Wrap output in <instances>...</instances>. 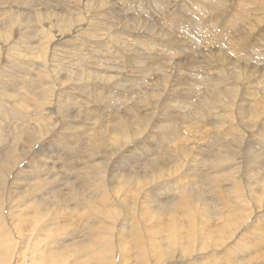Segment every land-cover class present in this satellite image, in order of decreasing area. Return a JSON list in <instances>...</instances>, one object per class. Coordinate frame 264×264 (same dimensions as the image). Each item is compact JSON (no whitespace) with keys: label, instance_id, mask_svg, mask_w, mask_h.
I'll use <instances>...</instances> for the list:
<instances>
[{"label":"rangeland","instance_id":"obj_1","mask_svg":"<svg viewBox=\"0 0 264 264\" xmlns=\"http://www.w3.org/2000/svg\"><path fill=\"white\" fill-rule=\"evenodd\" d=\"M45 1L48 0H0V158L4 157V153L10 148L16 150L15 152L18 151L27 154L28 150H33L28 157H18L19 163L14 167V171L10 174L8 181L6 180L7 184L5 183V179L4 181H0V194L2 193L1 195H3V193H5L4 197L0 195V264H264V191L260 190L261 184L255 186L254 189H250L254 186V181H257L259 177L254 180L253 176L249 178L248 173H246L248 168H255L256 170L262 169L260 170V180L264 181V157H262L263 154H261L260 159L256 160L257 162H247L245 158L246 151L249 147H255V150L264 153V81H262L264 58L261 55L264 54V0H219V3H217L216 0H212V4L214 5L212 10L216 13L209 12L202 18L201 22H199L200 27L204 30H206V25L209 24H211L209 28H215L210 38H206L202 34L203 32L201 29L196 27L198 25V22L195 20L196 10L192 6L196 0H172L171 2L166 0L168 7H165L162 12L156 11L161 3L157 0H135L136 3L130 2L129 4H121L118 2V5L114 0H110L111 2H108L109 4H105L106 8H108L107 6H109V8H115L116 10L113 11H117V14L118 11H120L121 14H124L127 10L134 11V13L138 11L142 13L143 19L146 18L148 23H151L152 26L163 31H165L167 25L170 24L169 26L174 30L175 36H179L178 38L175 37L174 44L173 40L169 42L167 37L158 38L151 33H146L143 28L134 29L129 33L131 37L137 35V33H141L143 36L147 34L150 35L148 43L150 42L154 46L152 48L156 50L154 53L150 54L156 53L155 55L158 56L157 58L161 59L156 62L153 59L152 61L151 59L145 61V58H142V55H144L143 53H145L144 47H141V50H137L135 47L142 42L139 36L129 38V40H127L129 43L123 45L116 43L115 39L109 36L106 30L100 31L101 37L98 39H92L88 36L86 37V35L83 36L89 31V28L91 29V27H94L95 14L97 13L99 17H101L100 19L104 20L106 18L105 13L103 14L105 17L102 16V13H95L96 9L94 7L92 11L84 10L83 8L85 5H82L78 11H75L76 5H71L67 0H61V2L58 0H49L52 2L47 3L43 7L42 4ZM198 1L199 0H197V2ZM221 1L226 2L224 4L227 8H221ZM36 2L40 3L37 4ZM76 2L82 3L81 0H76ZM86 2L88 3V0H86ZM32 3L37 4L35 5L36 8L32 6ZM243 3H246L245 6L249 8L252 13L248 11L243 13L241 9L237 8ZM256 3L257 5H255ZM227 4L229 5L227 6ZM68 5L70 7H68ZM88 5H91V3H88ZM234 5L238 13L234 9ZM40 6L42 7L41 9ZM56 6L58 9H55ZM51 7H54V9ZM261 7L263 10H260ZM44 8H47L48 12L54 11L55 13L52 14L54 16L48 20H41V16L38 14L39 12L45 13ZM173 10L176 18L171 16ZM180 11H182V16L178 17ZM65 12H69L73 16V22L68 29L80 26L78 29L74 28L72 33L71 30L69 32V30H62L61 27L59 28V25H63L59 21ZM233 12H235L234 18L240 22L238 30L236 31L241 32L244 27V31H246L248 28L246 26L250 25L252 21L254 23L262 21V26L255 28L253 34L249 35V37H247L249 33L240 36L237 35L239 32L235 30L232 31V34H235V40L241 37L247 40L246 42L248 43H245L246 48L242 46L244 41L239 46L243 47L240 49L239 47L237 48L235 43L234 46L228 44L227 40H225L226 42L223 41V43L221 41V38L224 37L222 30L225 27L224 24L230 20V17L232 18ZM76 13L79 14L76 16ZM149 14L159 16V18H148L149 16L147 15ZM243 15H245V18L241 19ZM162 16L165 20L161 18ZM42 17L45 16L43 15ZM197 17L201 18L200 16ZM253 17L254 20L252 19ZM105 21L107 24V22L111 23L113 20L109 21L106 18ZM156 21L160 24H157ZM189 22L192 23L193 27L189 26ZM118 23V21H115L114 25H118ZM105 26L106 25L103 26V29ZM58 28L64 32V37H60ZM227 29H230V27ZM43 31L48 32L49 34L47 33L46 35L51 36L50 38L52 40H50L48 48L44 51L45 55L40 59H35V53L38 52L42 54L40 46L41 41H37L38 43L36 42V45L38 47L40 46V49L36 52H30L31 50L28 47L32 44H27V37L34 34L32 37L33 39L41 38L40 40H42L41 33ZM228 33L231 32L226 31L227 35ZM99 39L104 40L97 42L100 41ZM196 39H198V41H196ZM85 40H88V42ZM262 40L263 44L261 45ZM138 41H140V43ZM85 42L86 45H83ZM205 43H207L206 46ZM255 44L258 46V49H261L258 50ZM232 47L235 48L234 52ZM236 51L238 52L236 53ZM214 52L219 53V55H214ZM64 53L70 56L66 59H62ZM220 54H224L227 58L229 57L233 65L238 64L237 67L245 64V69H248L246 76L249 77L253 75V79H249L247 82L240 79L236 81L238 77L234 79V73H231L228 76H223L222 82L218 81V79H222L220 74L227 70V68L217 63V58ZM249 54L254 55V57H246ZM243 55L249 60L244 61V59V62H239L240 57ZM44 57H46V59L42 61ZM183 57L190 59V64L188 66L184 65ZM138 58L142 60L144 68L148 69V71H151V67H155L156 64L159 63V65L166 70L165 72L168 71V73L171 74V78L165 85L162 84L160 89L157 90L160 95H163L160 99L157 98L153 100V105L145 111L140 106L139 114L128 119L134 126L133 132H137L135 128L143 127L142 135H145L143 138H138L139 140L132 138L133 140H129L128 143L124 142L127 146H124L121 150V154L118 153V157H121V161H123V158L126 156L137 161L133 164L128 165L127 163L125 165L127 166L126 168L130 169L129 172H131V174L135 172H139L140 174L143 172L145 164H156L155 166L157 167H155V170L166 168L167 172L162 176L159 170L154 174L156 179L151 176L146 182L142 183L141 180L143 179L137 178L139 174H134L135 180L131 181L132 184H128V186L122 184L123 179H120V176L125 175L123 169L120 170L123 171L120 172L121 175L120 173L116 175V178L119 179L117 182L104 174L101 176L102 178L99 177L94 179L95 181H93V183L95 184L101 182L96 185L95 188L89 189V191L84 190L83 194L81 190L79 195L73 197L68 203L62 204L60 200L66 201L70 198L68 194L72 185L80 187L81 179L78 177V169L81 166L83 167L86 158H88L85 156L88 155V152L86 154L85 152L86 150L89 151L90 147V141H88L89 135L92 134V136H94L93 134L97 135L98 133H100V135L105 134V136L97 138L96 152L94 151L95 154L92 155V157L95 156L94 160L98 159L96 163H100L103 161L102 159L107 161L109 156L106 154L111 153L113 150L112 146H114L115 137L114 129L117 128L119 123L117 114L113 112L122 111L119 109L127 106V104H124L125 98H122L120 95L123 94L125 97H129V100L137 99V97L140 98L141 93L139 89L130 91L127 88L135 87V82L140 81L142 84L138 83L136 86L140 85L141 88L144 86H152L151 88H153V84L155 86L159 85L153 82L156 77L151 79L150 75L139 74L141 77L139 78L134 75L136 71L134 72L133 70L140 66L138 65ZM83 60L85 61L83 62ZM86 61H88L87 63H91V67L83 65ZM250 61L252 62L251 64H249ZM62 63L65 64L66 67L69 63L75 64V68L68 69L65 66L63 67ZM88 68H91V70ZM82 69L91 71L89 79L93 82L90 81L86 86L82 82L77 83V85H72L71 83L67 84V82L71 80L66 74L71 73L70 71L82 72ZM192 72L194 74H199L198 77L193 78L190 75ZM61 74H64V77H62L59 82L55 75ZM78 74V76H82V74ZM133 76L137 77V81L131 82L134 79ZM182 76H186L190 81L196 79L197 82H203V80L208 78V82L210 81L212 84L219 83L222 84L223 88L238 91V94L241 95L240 100L237 97H229L228 99L223 96L220 99L222 104H217L216 107H209V109H215V111L218 112L217 114L213 113V117L209 118L210 111H208V105H205V107L202 105V99H204V97H198L196 91L194 89H189L186 84L182 82L177 83L178 78ZM143 77H145L146 80ZM103 78L105 81L101 82L100 80ZM149 78L151 80H149ZM98 81L101 83H97ZM203 84L210 86L209 83L204 82ZM81 85L86 89L80 87ZM32 88L35 90H32ZM161 89H164V91ZM183 90H186V96L183 97V99L189 106L186 110L190 111L193 119L191 122L192 129L198 132L200 136L197 137L195 133H193L192 138H194V140L190 144L191 146H189L187 142H183L184 144H181L180 150L171 153L170 151L172 150L170 149L178 147L180 141H178L177 146H173L168 140L162 139L161 135L163 131H160V127L175 125L177 122L174 120L169 122V119L156 122V118L160 116L159 111H162L161 108L166 109L167 104L170 102L171 105L174 106L176 105L175 102L180 104L182 99L181 101L175 99L178 97L171 96V92L176 91L175 95L179 96V94H184ZM29 91L31 95L28 93ZM127 91L130 92L128 93ZM201 92L202 89L199 88L198 93ZM211 93L212 89L209 94ZM132 94H136L134 98H132ZM27 100H30L29 103ZM61 101L65 103L66 107L61 108ZM237 101H240V104L237 103ZM24 102L28 104L29 110L26 109L28 112L22 109V105H17ZM255 105L261 106L262 112L256 126H251L253 122L248 121L246 123V120H241L243 118L239 116L240 109L251 110ZM31 107L33 108L32 110ZM42 109H44V113L50 111L43 121L39 119L41 112H43ZM19 113L22 116H28V118L18 119V117H20ZM166 113H168V110ZM231 113H234V119L236 117H240V119L237 120L238 122L236 121L234 123L224 119V122L220 124L222 128L223 125L226 128L222 129L219 124L220 121L215 119H218L219 116L222 117L224 114L228 116ZM144 116H147L148 119L146 120ZM34 117L35 120H33ZM82 122L86 124H82ZM202 122H205V124L203 123L204 128L209 127V134H203V136H201L199 130V124ZM149 123L152 124L148 126ZM181 123H183L181 125H189L188 123L182 122V119ZM236 123L239 124L237 127L240 128V131L242 130V134L237 137L240 138V136L243 135V139H245L244 142L242 141V156L244 155V162H242L243 164L241 163V180L235 175V178L238 179V184L239 181L241 182L238 190L240 194L231 191L232 182L228 180L223 181V179H218V188L208 187L206 188L207 190L205 189V203L208 206L199 204L198 207H205L208 209V213L212 215L214 219L212 218L213 222L207 225L206 232L209 233L204 238L202 234L204 229L203 226H201L202 228L199 227V221L198 224L194 225V229L196 230L186 229L187 226H183V224L186 225V223H183L181 220L184 219L187 221V213H189V211L186 205L183 206L182 203H176L177 200L178 202L183 200L181 197V192L183 191L181 190L173 193L169 191L172 188L174 190L173 183H175L176 177L172 175V172H169V168L173 166L175 158H173L171 160L172 163L169 164V162H167L168 158L166 159V157H168L169 154L181 156L182 160H179L181 170L187 168L188 171H192L196 169L200 171L202 175H204L206 171L205 177L200 180V183L204 184L205 180H207L206 175L212 171L211 168L207 165L208 163L205 165V167L207 166L206 168L203 166L193 168L194 163L192 164L191 161H193L196 156L197 158L200 157L199 151L201 148L204 150L209 149L208 151H212L211 153H213V151L219 150V147L220 149H224L232 145L233 139L229 141L228 137H222V139L219 138L218 140L216 134L221 129L236 128L234 125ZM37 128L40 129L38 132L41 133L40 137L48 128L50 131L48 130V132L41 137L42 140L40 138L37 139L38 141L36 145L34 144L35 146L33 145L34 147L32 149V146L25 143V141L28 137L37 133ZM181 129L185 132L183 135L184 137L186 134L188 135L186 132L188 129ZM16 139H22V141L18 140L19 143H16ZM155 139L157 140V144H154L156 143ZM215 139L218 144L213 146L211 142ZM149 140L152 145H150L151 143ZM139 142L143 144H139ZM182 146L183 149H185V147L186 149L194 147L195 155H193L194 151L190 152V150L188 155L182 154ZM235 146L238 145L234 144L231 148L233 153L236 149ZM161 148L162 152L159 153V155L158 150ZM140 149H142L145 154H143ZM139 150L140 152H138ZM146 151L148 153H146ZM165 152L169 153L166 157H164ZM137 153H142L143 155ZM138 155L141 156L139 157ZM118 157L114 159L115 161H113L112 164L120 160H118ZM71 158L74 163L71 161ZM203 161L205 162L206 160ZM132 162L134 161L132 160ZM234 162L236 163L233 164H239L237 159ZM78 164L81 166L79 165V167H77ZM112 164L108 172L111 171V167L115 166L121 169L120 165L118 166L116 164L112 166ZM229 165L230 164H226L225 167ZM231 167L232 169L227 170V172H234L233 169L235 167ZM171 171H173V169H171ZM180 178L182 179L183 177ZM187 178L185 177L181 182L188 184L187 187L192 189V186L187 183ZM192 178L195 179L192 176H190L189 179L193 180ZM98 179L100 181L96 182ZM53 181L55 183L52 185ZM176 181L178 180L176 179ZM222 181L224 182L223 186H221ZM3 183L6 184L5 187ZM105 183L108 184L106 188L103 187ZM42 184L48 186L43 190H39V187L43 186ZM196 185L198 186V183ZM205 185L208 184L206 183ZM117 186L118 189L116 188ZM181 187L179 188L181 189ZM195 187L196 186H193V188ZM241 189L245 191H241ZM106 192L110 193L109 197L118 193V196H120L119 198H121V200L117 199L119 206L110 208V206H106L107 203L104 202L103 204L105 206L101 203H97V208H92L90 205L87 206L86 203L83 204L86 198L88 201L92 200L96 203L99 196L101 197V195ZM246 192L249 194H246ZM17 193H19L20 196ZM234 193L236 196L240 195L242 198L237 201L236 197L233 195ZM241 194L243 195L241 196ZM250 195H252L253 198ZM124 197L126 201L123 200ZM175 198H177V200L173 202ZM255 198L257 202L253 203V199ZM42 199H45L48 204L47 206L46 204H41L40 201H42ZM161 203L167 206L170 205L174 213L170 212L169 208L163 207V209H160L159 204ZM175 203L176 206H174ZM76 204L80 205L78 206L79 208L76 207ZM128 205L130 208H128ZM117 207L121 208L118 209ZM74 208L75 210H73ZM112 209L117 210L118 213L111 212ZM98 210L101 211L102 214H99ZM105 211L107 212L106 214L104 213ZM199 211L198 208L194 211L196 218H201V215L199 216ZM147 213L153 215L154 218L152 220L147 219ZM105 215H107V219L104 217ZM135 217L142 221L140 224L139 239L136 238L137 223H133V220L130 219H134ZM81 219L83 221H81ZM248 219L250 220L248 221ZM101 220L104 222L101 223L102 225L98 224V221ZM209 225L211 226L209 227ZM95 226L102 227L105 230H97ZM215 226L216 229L213 230L215 233L213 238L210 230ZM220 226L225 227L226 230L222 231L221 227V231H219ZM132 228H135V230L131 232ZM171 228L173 230H171ZM173 231L174 238L170 239L168 235H171ZM191 231L197 232L191 234ZM96 235H104L103 241L97 244ZM170 240L171 242H169ZM195 242L196 244H194ZM107 245L111 247H107ZM106 247L111 250L105 251ZM67 248H69V250L66 252ZM141 250L145 251L143 252ZM170 251L173 252V254H171L172 256L170 255ZM159 253H161V258ZM57 254L59 255L56 256ZM211 259L215 260L213 261Z\"/></svg>","mask_w":264,"mask_h":264},{"label":"bare ground","instance_id":"obj_2","mask_svg":"<svg viewBox=\"0 0 264 264\" xmlns=\"http://www.w3.org/2000/svg\"><path fill=\"white\" fill-rule=\"evenodd\" d=\"M17 1V0H16ZM19 1V0H18ZM53 1V0H52ZM52 1H45V2H43V4H42V6L44 7V5H46L47 3H49V2H52ZM58 1H60L61 2V0H58ZM68 1V3H70L71 5L72 4H75L76 5V8L74 9L75 11H78L79 10V8L80 7H82V5H85V7L83 8L84 10H89V11H92V8L94 7L96 10H95V13L96 12H99V13H102V16L103 17H105V15H103L104 13L106 14V18L110 21V20H113L111 23L110 22H107V24H106V21H105V19L104 20H102V19H100L101 17H99V15L96 13L95 14V16H94V18H95V24H94V27H91V29L89 28V31L88 32H86V34H84L83 36H85L86 35V37L88 36L89 38H92V39H98V38H100L101 37V35H100V31L101 30H106V32L109 34V36H112V38H114L115 39V41H116V43H119L120 45H123V44H127V43H129L127 40H129V38H132V37H137V36H139V38H140V40H142V42L140 43V41H138L140 44H137V46H135L136 48H137V50H141L142 48L141 47H144L143 49H144V51H145V53H143L144 55H142V58L144 57L145 59V61L146 60H148V59H151V61H152V59L156 62V61H160L161 59H159V58H157L158 56L157 55H155V54H150V53H154V51H156L155 49H153L152 47H154L150 42V45H149V43H148V38L150 37V35H142L141 33H137V35H134V36H130L129 35V33H130V31H132V30H134V29H139V28H143V29H145V31H146V33H151V34H153L154 36H157L158 38H160V37H167V40H169V42H171V40H173V44H174V39H175V37H179L178 35L177 36H175V32H174V30L169 26L170 24L169 23H167V24H169V25H167V27H166V29H165V31H163V30H161V29H158V28H156L155 26H152V24L151 23H148V20L145 18V19H143L142 18V13H140V12H138V11H135V13H134V11L132 12V11H130V10H127L124 14H121L120 13V11H118V14H117V11L116 12H114L113 10H116L115 8H112L111 6V8H109V6H107L108 8H106V6H105V4H109L108 2H111L110 0H88V3H91V5H88V3L86 2V0H81V4H80V2H76V0H67ZM115 1V3L118 5V2L119 3H121V4H125V3H130V2H132V3H136V1L135 0H114ZM157 1H160L161 3L159 4V7L156 9V11H159V12H162V11H164V8L165 7H168V4H167V2H166V0H157ZM172 0H168V2H171ZM217 1V3H219V0H216ZM105 2V3H104ZM229 2V1H228ZM37 3V2H36ZM33 4L32 3V6H35V5H37L38 3H40V2H38L37 4ZM216 3V4H217ZM224 3H226V2H223V1H221L220 2V4H222V6H221V8L222 9H224V8H227L226 7V5L224 4ZM114 4V3H113ZM55 5V4H54ZM53 5V6H54ZM229 4H227V6H228ZM246 3H243L241 6H238L237 8H239V9H241L242 11H243V13H245V12H251V10L249 9V8H247L246 6ZM255 5H257V3L255 4ZM52 6V5H51ZM134 6V5H133ZM137 6V5H136ZM193 7H194V9L196 10V14H195V20L198 22V25L196 26L197 28H200L201 29V31L203 32L202 34L206 37V38H210V35L211 34H213V32H214V29H212V28H209V26L211 25V24H209V25H206V30H204V29H202L201 27H200V25H199V22H201V20H202V18L206 15V14H208L209 12H213V13H216V12H214L212 9V7H214V5L212 4V0H199L198 2H197V0H196V2L192 5ZM235 6V5H234ZM233 6V7H234ZM253 6V5H252ZM68 7H70L69 5H68ZM35 8H36V6H35ZM42 7L40 6V9H41ZM48 8V7H47ZM47 8H44L45 10H44V12L45 13H41V12H39V14L38 15H40L41 16V20H48L49 18H51V17H53L54 15H52V14H54L55 12L54 11H50V12H48L47 11ZM52 9H54V7H51ZM118 8V7H117ZM230 8V7H229ZM237 8H236V6H235V10H236V12L238 13V10H237ZM55 9H58L57 8V6L55 7ZM119 9V8H118ZM258 9V8H257ZM184 10V9H183ZM226 10V9H225ZM260 10H263V8L261 7L260 8ZM252 13V12H251ZM48 14V15H47ZM79 13H76L75 15L77 16ZM93 14V13H92ZM45 16V17H42V16ZM109 15V16H108ZM234 15H235V12H233V16H232V18L230 17V20L228 21V22H226V24H224V29H222L223 30V34H224V37L223 38H221V41H222V43H223V41H225V40H227L228 41V44H232V45H234L235 46V44H236V46H237V48L241 45V43L243 42V47H245V43H248V42H246L247 40H245L243 37H241V38H239V39H237V40H235L234 39V36H235V34L233 35L232 34V31L233 30H238V27H239V24H240V22L238 21V20H236L235 18H234ZM256 15V14H255ZM147 16H149L148 18H152V19H154V18H159V16H156V15H153V14H149V15H147ZM171 16L172 17H175L174 16V10L171 12ZM182 16V11H180L179 12V15H178V17H181ZM189 16V15H188ZM197 16H200L201 18H199V17H197ZM254 16V15H253ZM255 17V16H254ZM254 17L252 18L253 20H254ZM97 18V19H96ZM163 20H165L164 19V17L162 16L161 17ZM176 18V17H175ZM242 18H245V15H243L242 17H241V19ZM175 20V19H174ZM115 21H118L119 23H118V25H114V23H115ZM190 21V20H189ZM61 24H63V25H59V28L61 27V29L63 30V29H65V30H69V32H70V30H71V33H72V31L74 30V28L75 29H78V28H80V26L79 27H72V29L70 28V29H68L69 27H70V25L72 24V22H73V16H72V14L71 13H69V12H65L64 14H63V16H62V18L60 19V21H59ZM192 22V21H191ZM243 22H247V21H243ZM262 21H259V22H257V23H254L253 21H252V23L250 24V25H248V26H246V27H248L247 29H246V31H244V28H243V30H241V32L240 31H236V32H239V34H237V35H240V36H244V35H246V34H248L247 35V37H249V35H252L253 34V32H254V29L255 28H259L260 26H262V23H261ZM156 23L157 24H160L158 21H156ZM104 25H106L105 26V28L103 29V26ZM172 25V24H171ZM218 25V24H217ZM189 26L190 27H193V25H192V23H190L189 22ZM230 27V29H227V28H229ZM58 28V29H59ZM221 28H223V27H221ZM88 29V28H87ZM217 29V28H216ZM171 31V32H170ZM226 31L227 32H231V33H228V35L226 34ZM82 32V31H81ZM165 32V33H164ZM48 32H45V31H43L42 33H41V36H42V40H40L41 38H37V39H33L32 37L34 36V34H31L30 35V37H27V39H28V43L27 44H32L31 46H29L28 48L31 50L30 52H36V51H38L40 48V46H41V49H42V54L41 53H35V59H40V58H42L44 55H45V49L46 48H48V43L50 42V40H52L50 37L51 36H47L46 34H47ZM64 32L63 31H61L60 29H59V34H60V37H64L65 35L63 34ZM221 33H222V31H221ZM49 34V33H48ZM68 34H70V33H68ZM117 34V35H116ZM124 34V35H123ZM231 34H232V39H231ZM45 35H46V37H45ZM53 35V34H52ZM114 35H115V37H114ZM264 35V34H263ZM59 36V35H58ZM77 36H79V35H77ZM81 36H82V34H81ZM220 36V35H219ZM246 37V38H247ZM252 37V36H251ZM258 37V36H257ZM139 38H137V39H139ZM186 38V37H185ZM256 38V37H255ZM61 39V38H60ZM86 39V38H85ZM88 39V38H87ZM181 39V38H180ZM44 40V41H43ZM100 41H97V42H101V41H103L104 39H99ZM177 40H179V39H177ZM256 40H258V39H256ZM255 40V41H256ZM264 40V39H263ZM263 40L261 41V45L263 44ZM24 41V40H23ZM31 41V42H30ZM32 41H33V43H32ZM39 42V41H41V44H40V46L38 47L37 45H36V42ZM72 41H74V40H72ZM81 41V40H80ZM85 41H87L88 42V40H85ZM91 41V40H90ZM189 41V40H188ZM196 41H198V39H196ZM220 41V40H219ZM37 42V43H38ZM75 42V41H74ZM84 42V41H83ZM183 42V41H182ZM190 42V41H189ZM226 42V41H225ZM23 43V42H22ZM90 43H92V42H90ZM134 43V42H133ZM185 43V42H184ZM235 43V44H234ZM65 44V43H64ZM66 44H68V43H66ZM145 44V45H144ZM206 44L207 43H205V46H206ZM227 44V43H226ZM254 44V43H253ZM26 45V44H25ZM83 45H86V42L83 44ZM152 45V46H151ZM185 45V44H184ZM220 45V44H219ZM232 45H230V46H232ZM256 45V44H255ZM227 46V45H226ZM100 47V46H99ZM185 47V46H184ZM188 47V46H187ZM243 47H239V49L240 48H243ZM255 47H257V49H258V46L256 45ZM18 48V47H17ZM20 48V47H19ZM26 48V47H25ZM102 48V47H101ZM246 48V47H245ZM73 49V48H72ZM76 49V48H75ZM79 49V48H78ZM167 49V48H166ZM184 49V48H183ZM232 49H233V52H234V50H235V48H233L232 47ZM261 49V48H260ZM260 49H258V50H260ZM96 50V49H95ZM99 50V49H98ZM242 50V49H241ZM240 50V51H241ZM246 50H248V49H246ZM20 51V50H19ZM28 51V50H27ZM80 51V50H79ZM184 51V50H183ZM244 51V50H243ZM256 51V50H255ZM161 52V51H160ZM238 51H236V53H237ZM139 53V52H138ZM252 53H255V52H252ZM164 54V53H163ZM227 54V53H226ZM228 54H230V53H228ZM240 54H242V53H240ZM65 55V56H64ZM140 55V54H139ZM214 55H219V53H216V52H214ZM246 55H247V53H246ZM262 56H263V58H264V54H261ZM68 56H70V55H67L66 53H64L63 54V56H62V59H66V58H68ZM237 56V55H236ZM246 57H254V55H248V56H246ZM245 57V55H243L242 57H240V59H239V62H244V61H247V60H249L248 58H246ZM72 58V57H71ZM44 59H46V57H44L43 59H42V61L44 60ZM90 59V58H89ZM95 59V58H94ZM139 59V58H138ZM137 59V60H138ZM245 59V60H244ZM262 59V58H261ZM68 60V59H67ZM183 60H184V65H189L190 64V59L189 58H187V57H183ZM244 60V61H243ZM252 60H254V59H252ZM39 61V60H38ZM41 61V62H42ZM85 60H83V62H84ZM88 61H90V60H88ZM88 61H86L85 62V64H83V65H85L86 67H91V63H87ZM237 61V60H236ZM256 61V60H255ZM235 62V61H234ZM124 63V62H123ZM217 63L219 64V65H221L222 67H225V68H227V70L225 71V72H223V73H221L220 74V72H219V74L221 75V78L222 79H218V81H220V82H222V80H223V76H228V75H230L231 73H234V79H236V77H238L237 78V80L236 81H239V79L240 80H245L246 82L247 81H249V79H253V75H251V76H249V77H247L246 76V74L248 73V69H245V67H246V65L245 64H243L242 66L241 65H239L238 67H237V65L238 64H232V60L228 57H226L224 54L222 55V54H220V56L217 58ZM247 63V62H246ZM252 62L250 61L249 62V64H251ZM138 65H140V66H138L137 67V69H134L133 71L135 72L134 73V75H136V76H138L139 78H141L140 76H139V74H145V75H150V78L152 79L153 77H156V78H154V83H156V84H159L158 86H155L154 84H153V88H151V87H149V86H147V87H143L142 85V87L143 88H141L140 87V85L139 86H136V84H138V83H140V84H142L140 81L139 82H135V81H137V77L136 76H133V80L131 81V82H135L134 83V85H135V87H127L128 88V90H130V91H132V90H140L139 92L141 93H138V94H140L141 95V97L139 98V97H137V99H133V100H129V97L127 98V97H125L123 94H121L120 96L122 97V98H125V100H124V104H127V106H125V108L123 107V108H121V109H119V110H122V111H114L113 113H116L117 114V116H118V118H119V123H118V126H117V128L116 129H114L115 130V137H114V146H112L113 147V150L111 151V153H108V154H106L107 156H109L108 158H110V159H108L107 157V161H104V159H102L103 161H101L100 163H96L97 162V160L98 159H96V160H94V157H92V155L93 154H95V148H97L96 147V143L98 142L97 141V138L98 137H103V136H105V134H101L100 135V133H98L97 135L96 134H93L94 136H92V134H90L89 135V138H88V141H90L89 143H90V147H89V151H87L86 150V152H85V154L87 153L88 155H85V156H87L88 158H86V161L84 162V165H83V167L80 165V164H78V166L77 167H79V165L81 166L78 170V177L81 179L80 181H81V183H80V187H76V185H72L71 186V189H70V191H69V194L68 195H70V198H68L66 201L65 200H63V201H61L60 200V202L62 203V204H65V203H68L73 197H75V196H77V195H79V192L82 190V194H83V191L84 190H88L89 191V189L91 190V189H93V188H95L96 187V185H98L99 183H101V182H98V181H100L99 179L96 181V182H98V184H95V183H93V181H95L94 179L95 178H99V177H101L102 175H104V174H106L110 179H112V180H115V182H117L119 179H117L116 178V175H118L120 172H125V175H123V176H120V179H123V182H122V184H125L126 186H128V184L129 185H131L132 183H131V181H134L135 180V176H134V174H139V172H135L134 174H131V172H129L130 171V169H128V168H126L127 166H125L127 163H128V165H130V164H133V163H135V162H137L135 159H132V158H129L128 156H126L125 158H123L124 160L123 161H121L122 159H121V157H118L119 156V154L118 153H120L121 154V150L124 148V146H127V145H125V143L127 142H129V140H131L132 138H134V139H137V140H139L138 138H143V136L145 135H142V129H143V127H138V128H135L136 129V131L137 132H133V129H134V126H133V124H132V122L131 121H129L128 119H130L131 117H133V116H136L137 114H139V110H140V106L142 107V109L145 111L146 109H148L149 107H151V105H153V100H155V99H157V98H161L163 95H160L158 92H157V90L158 89H160V87H161V85L162 84H166L169 80H170V78H171V74H169L168 73V71L167 72H165L166 70L165 69H163L160 65H159V63H157L156 64V66L154 67H151V71H148V69H146V68H144V64H143V62H142V60H140L139 59V63H138ZM245 65V66H244ZM62 66L64 67L65 66V64H63L62 63ZM135 66V65H134ZM173 66H175V65H173ZM66 67V66H65ZM169 67V66H168ZM232 67V68H231ZM46 68V67H45ZM66 68H68V69H74L75 68V64H71V63H69L68 65H67V67ZM172 68H174V67H172ZM47 69V68H46ZM88 69H90L91 70V68H88ZM88 69H82L81 71L82 72H76V71H70L71 73H67L66 75H67V77L71 80V81H68L67 82V84H72V85H77V83H80V82H82L83 84H85V86H86V84L87 83H89L90 81L91 82H93L92 80H90L89 79V76H90V70H88ZM146 69V70H145ZM245 69V70H244ZM129 71V70H128ZM161 71H163V72H161ZM111 72V71H110ZM118 72V71H117ZM116 72V73H117ZM78 73H80V74H82V76H78L79 74ZM252 73H253V71H252ZM180 74H182V73H180ZM211 74V73H210ZM251 74V73H250ZM61 75H63V76H61ZM61 75H55L56 77H57V80L60 82L61 81V79H62V77H64V74H61ZM144 75V76H145ZM193 78H197L198 77V75L199 74H194L193 72L190 74ZM146 77V76H145ZM145 77H143V78H145ZM202 77V76H201ZM212 77V76H211ZM219 77V76H218ZM143 78H142V80H143ZM147 78V77H146ZM146 78H145V80H146ZM149 78V80H151ZM104 79V78H103ZM100 80L101 82H104L105 81V79L104 80ZM208 78H206L205 80H203V82H197L196 81V79L195 80H193V81H190V80H188V78L186 77V76H182V77H180V78H178V80H177V83H184V84H186L187 86H188V88L189 89H194L195 91H196V94L198 95V97H204V99H202V105H204V107H205V105H208V111H210V115H209V118H212L213 117V113L214 114H217L218 112H216L215 111V109H209V107H216V105L217 104H220L221 102V98L224 96V97H227L228 99H229V97H232V98H238L239 100H240V97H241V95L240 94H238V91H235V90H232V89H227V88H223L222 87V84H212L210 81L208 82V80H207ZM139 80H141V79H139ZM198 80V79H197ZM217 80V79H216ZM100 81H98L97 83H101ZM217 81V82H218ZM262 81H264V73L262 74ZM142 82H144V81H142ZM209 83L210 84V86H208V85H205V84H203V83ZM216 82V83H217ZM147 84V83H146ZM71 85V86H72ZM143 85H145V84H143ZM88 86H90V85H88ZM197 86H198V88H197ZM228 86V85H227ZM28 87H29V85H28ZM80 87H82V88H85L83 85H81ZM183 87V86H182ZM185 87V86H184ZM31 88V87H30ZM127 88H126V90H127ZM199 88H201L202 89V92L201 93H198V89ZM24 89V88H23ZM86 89V88H85ZM212 89V93L211 94H209V92H210V90ZM32 90H35V89H33L32 88ZM31 90V91H32ZM89 90V89H88ZM161 90H163L164 91V89H161ZM171 90V89H170ZM130 91H127L128 93L130 92ZM184 91V94L183 95H181V94H179V96H176L175 95V92H171L172 94H171V96H175V97H178V98H175V99H178V100H180L181 101V99H182V101L180 102V104H178L177 102H175L176 103V105L174 106V105H171V102L169 103V104H167V103H165V104H167V106H166V109L165 108H161L162 109V111L160 110L159 111V113H160V116H158L157 118H156V122H161L163 119H169V122L171 121V120H174L175 122H177V124H175V125H170V126H166V127H160V131H163V134L161 135V138L162 139H165L166 141L168 140L170 143H172L171 145H173V146H177L178 145V141H180L179 142V145H178V147H174V148H172V149H170V150H172V151H170L171 153L172 152H177L178 150H180V146H181V144H184L183 142H187V144H189V146H191L190 144L192 143V141L194 140V138H192V135H193V133H195V135L198 137V136H200L199 134H198V132H196V131H194L193 129H192V124H191V122H192V115H191V113H190V111H187L186 109L189 107L188 106V104L184 101V99H183V97H185L186 96V90H183ZM22 92V91H21ZM28 93H30V95H31V92L29 91ZM28 93H24V94H28ZM41 93V92H40ZM39 93V94H40ZM137 93V92H136ZM37 95V94H36ZM136 94H132V98H134V96H135ZM29 96V95H28ZM128 96V95H127ZM62 98V97H61ZM63 99V98H62ZM41 100V99H40ZM227 100V99H226ZM28 101V103H29V101L30 100H27ZM51 101V100H50ZM63 101L65 102V100L63 99ZM63 101H61L60 102V104H61V108L62 107H66L65 106V103L63 102ZM130 101H131V103H130ZM38 102H39V100H38ZM227 103V102H226ZM237 103H239L240 104V101H237ZM31 104V103H30ZM38 104V103H37ZM222 104V103H221ZM17 105H22L21 107H22V109H24L25 111H27V110H29V107L27 106L28 104H26L25 102L24 103H20V104H17ZM224 105V104H223ZM221 106V105H220ZM49 107V106H48ZM18 108V107H17ZM27 109V110H26ZM33 108L31 107V110H32ZM111 109V108H110ZM36 110V109H35ZM43 110V112H41V114H40V116H39V119L40 120H45V116L47 115V114H49L50 113V111H47L48 113H44V109H42ZM68 110V109H67ZM76 110V109H75ZM168 110V113H166V111ZM112 111V110H111ZM213 111H215V112H213ZM228 111V110H227ZM28 112V111H27ZM34 112V111H33ZM236 112V111H235ZM261 112H262V108H261V106H259V105H255V106H253L252 107V109L251 110H245V109H240V117L241 118H243V119H241L242 121L243 120H246V123L248 122V121H250V122H253L252 124H251V126H256V124L258 123V120H259V117H260V115H261ZM19 116L20 117H18V119H20V118H28V116H22L20 113H19ZM163 116V117H162ZM238 116V115H237ZM162 117V118H161ZM240 117L238 118V117H236L235 119H234V113H231V114H229L228 116L227 115H223L222 117L221 116H219L218 117V119H215V120H218V121H220L219 122V124L220 123H222V122H224V119H227V121H230V122H236L238 119H240ZM246 117V118H245ZM144 118L147 120L148 119V117L147 116H144ZM17 119V118H16ZM39 119H38V122H39ZM95 119V118H94ZM181 119H182V122H185V123H188L189 125H181V124H183V123H181ZM220 119V120H219ZM33 120H35V117H34V119ZM226 121V122H227ZM35 122V121H34ZM229 122V123H230ZM238 122V121H237ZM178 123H180V124H178ZM203 123L205 124V122H202V123H200L199 124V130H200V132H201V136H203V134H205V135H207V134H209V127H207V128H204V125H203ZM35 124H37V123H35ZM82 124H86V123H84V122H82ZM150 124H152V123H149L148 124V126H150ZM226 124V123H225ZM241 124V123H240ZM250 124V123H249ZM207 125V124H206ZM235 125V127L236 128H227V129H224V130H222L223 128H226L224 125H223V128H222V125L220 124V127L222 128L217 134H216V136H217V139L219 140V138L220 139H222V137H225V138H229V141H230V139H233V142H232V145H230V146H228V147H225L224 149H220V147L218 148L219 150H216L215 152L213 151V153H211L212 151H208L209 149H206V150H204V149H200V151H199V154H200V157H198L197 158V156H196V158L195 159H193V161H191L192 162V164L194 163V166H193V168H197V167H200V166H203V167H205V165H206V163H208L207 165H209V168H211V173H208L206 176H207V180H205V182H204V184L203 183H200V180L203 178V177H205L204 175H205V172H204V175H202L201 173H200V171H198V170H190V171H188V169L186 168V169H183V170H181V165L179 164L180 163V159L182 160V157L181 156H174V154H169V153H166L165 152V156L164 157H166V155L167 154H169L168 155V157H166V159L168 158V161L167 162H169V164L170 163H172L171 162V160L173 159V158H175V160H174V163H173V166H171L170 168H169V172H172V175L173 176H175L176 178H175V183H173L174 184V190H173V188L171 189V190H169L170 191V193H173V192H178V191H183V192H181L182 193V199L184 200V202H183V200H181V202L179 201L178 202V200H177V198H175L174 200H173V202H175L176 200H177V202L176 203H182V205L184 206V205H186L187 207H188V211H189V213H187V221H185L184 219L183 220H181L183 223H186V225H184L183 224V226H187V228L186 229H194V225L195 224H198V221H199V227L200 228H202L201 226H203V229H204V231H202V234H203V237L205 238V236L206 235H208V233L209 232H206V230H207V225L209 224V223H211V222H213V217H212V215H210L209 213H208V209H206L205 207L203 208V207H201V208H199L198 207V205L199 204H202V206H203V204H205L204 206H208L206 203H205V196H206V193H204V191H205V189L206 188H208V187H215V188H218V184H217V182L219 181L218 179H223V181L225 180H228V181H230V182H232V184H231V191H234L235 193H238V190H239V188H240V181H239V184H238V182H237V178H235V175H237V177H239V180H241V169H242V162H244L243 161V158H244V155L242 156V141L244 142V140L245 139H243L244 137H243V135H241L240 136V138L239 137H237L238 135H240V134H242V130L240 131V128H238L237 127V125H239V124H234ZM53 126V125H52ZM38 127V126H37ZM249 127V126H248ZM50 128V127H49ZM49 128H48V130H49ZM181 128H186V129H188V130H186V132L188 133V135L186 136L185 135V137L183 136L184 134H185V132H184V130L183 129H181ZM38 129V128H37ZM216 129V128H215ZM219 129V128H218ZM39 130L40 129H38L37 130V133L36 134H34V135H32V136H30V137H28V139L25 141V143H27V144H29L30 146H32V149H33V147L36 145V143H37V139H41L42 140V136L46 133V132H48V130L47 131H44L43 132V134H42V136L40 137V135H41V133H38L39 132ZM50 131V130H49ZM113 132V131H112ZM212 132V131H211ZM210 132V133H211ZM146 133V132H145ZM223 133V134H222ZM246 133V132H245ZM50 134V133H49ZM147 134V133H146ZM214 135V134H213ZM149 137V136H148ZM230 137H232V138H230ZM145 138H146V136H145ZM151 138V137H150ZM200 138V137H199ZM207 138V137H206ZM224 138V139H225ZM196 139H198V138H196ZM22 141V139L20 140V139H16V143H19V141ZM24 140V139H23ZM100 140H103V139H100ZM110 140H111V138H110ZM133 140V139H132ZM142 140V139H141ZM156 140V139H155ZM204 140V139H203ZM226 140V139H225ZM96 141V142H95ZM151 141H152V139H151ZM151 141L149 140V142L151 143ZM154 141V140H153ZM177 141V142H176ZM200 141V140H199ZM125 142V143H124ZM148 142V141H147ZM156 143H154V144H157V140L155 141ZM219 142V141H218ZM141 142H139V144H140ZM149 143V144H150ZM223 143V142H222ZM235 145H238V146H235V151H234V153H233V150L231 151V148L233 147V145L234 144ZM35 144V145H34ZM141 144H143V143H141ZM148 144V143H147ZM153 144V145H154ZM161 144H163V143H161ZM165 144V143H164ZM218 143H217V140L215 139L213 142H211V145H217ZM34 145V146H33ZM150 145H152V143L150 144ZM193 145V144H192ZM156 146V145H155ZM188 146V147H189ZM196 146V145H195ZM223 146V145H222ZM130 147V146H129ZM205 147V146H204ZM30 148V147H29ZM84 148V147H83ZM141 148V147H140ZM148 148V147H147ZM155 148V147H154ZM156 148H157V146H156ZM159 148V147H158ZM194 148V147H193ZM193 148H191V149H186V147H185V149H183V146H182V150H183V153L182 154H186V155H188V152H189V150H190V152H193L194 150H195V148L193 149ZM255 147H249L248 149H247V151H246V161L247 162H257L256 160L257 159H260V156H261V154H263V156L262 157H264V153H261L260 151H258V150H255L254 149ZM14 149V148H13ZM143 149V148H142ZM142 149H140L141 150V152H143L142 151ZM214 149V148H213ZM132 150H134V149H132ZM140 150L138 151V152H140ZM144 150V149H143ZM148 150H150V151H152L151 149H148ZM147 150V151H148ZM165 150V149H164ZM168 150V149H167ZM16 150H12V148H10V149H8V151L7 152H5L4 153V157H2V158H0V181L1 180H3L4 181V179H5V183L7 184V181H8V178H9V176H10V174L14 171V167H16L17 166V164L19 163V159H18V157L20 156V158H24V157H28L29 156V154H31L32 152L31 151H33V150H28L27 152H28V154L27 153H24V152H15ZM92 151V152H91ZM95 151V152H94ZM146 151V153H148ZM132 152H134V151H132ZM162 152V148L161 149H159L158 150V154L159 153H161ZM126 153H128V152H126ZM153 153H154V150H153ZM208 153V154H207ZM3 154V153H2ZM27 154V155H26ZM99 154V153H98ZM129 154H131V153H129ZM137 154H141V155H143V154H145L144 152H143V154L142 153H137ZM136 154V155H137ZM83 155V154H82ZM132 155V154H131ZM135 155V156H136ZM141 155H138L139 157L141 156ZM146 155H148V154H146ZM160 155V154H159ZM171 155V156H170ZM181 155V154H180ZM193 155H195V151L193 152ZM97 156V155H96ZM137 156V157H138ZM190 156H192V155H190ZM118 157V160L119 161H116L114 164H112V162L113 161H115L114 159L115 158H117ZM207 157H211V158H207ZM261 157V158H262ZM83 158V157H82ZM106 158H105V160H106ZM134 158V157H133ZM192 158V157H191ZM138 159V158H137ZM145 159V158H144ZM236 159H237V161H239V164H233V163H236V162H234V161H236ZM73 159L71 158V161H72ZM83 160V159H82ZM132 160L134 161V162H132ZM139 160V159H138ZM189 160V159H188ZM203 160H206L205 162L203 161ZM79 161V160H78ZM84 161V160H83ZM82 161V162H83ZM140 161V160H139ZM138 161V162H139ZM73 162V161H72ZM111 162V163H110ZM145 162V161H144ZM185 162V161H184ZM71 163V162H70ZM74 163V162H73ZM151 163V162H150ZM242 163V164H241ZM72 164V163H71ZM112 164V166L114 165H120L121 166V169H119L118 167H111V171L110 172H108L109 170V168H110V165ZM226 164H230L229 166H226L225 167V165ZM258 164V163H257ZM123 165V166H122ZM142 165V164H141ZM156 165V164H155ZM155 165H153V164H145V167H144V169H143V172H141L138 176H137V178H139V179H143V180H141V183L142 182H146L151 176L154 178V179H156V177H155V173L156 172H158L159 170H160V173H161V175L163 176V175H165V173L167 172V170H166V168H164V169H162V168H159V169H157V170H155V167H157V166H155ZM221 165H223V166H221ZM245 165V164H244ZM73 166V165H72ZM75 166H76V164H75ZM88 166V167H87ZM183 166H186V165H183ZM221 166V167H220ZM231 166H233V167H235L234 169H233V173L232 172H230V171H228L227 172V170H231L232 169V167ZM207 167V166H206ZM205 167V168H206ZM225 168H227V169H225ZM248 168V167H247ZM123 169V171H120V170H122ZM171 169H173V171H171ZM199 169V168H198ZM252 169V168H251ZM250 168H248V170L246 171V173H248V177L249 178H251V176H253L254 177V180L256 179V178H258L257 179V181H254V186L252 187V188H250V189H254V187L255 186H257V185H262L261 186V188L263 189H261L260 188V190L261 191H264V181H262V180H260V176H261V171L260 170H262V169H259V170H256L255 168H253L252 170H251ZM155 170V171H154ZM244 170V169H243ZM264 171V170H263ZM262 171V172H263ZM34 173H36V172H34ZM217 173V174H216ZM244 173V172H243ZM120 175H121V173H120ZM190 176H192V177H194L195 179H193V180H190L189 178H190ZM34 177V176H33ZM104 177V176H103ZM106 177V176H105ZM180 177H183L182 179H184L185 177L187 178V177H189V178H187V183H189V185H191L192 186V189L190 188H188L187 187V185L188 184H184V182H181L182 181V179L180 178ZM102 178V177H101ZM67 179H70V178H67ZM176 179L179 181H176ZM188 179H189V181H188ZM7 180V181H6ZM47 180V179H46ZM111 180V181H112ZM196 180V181H195ZM199 180V181H198ZM37 181V180H36ZM41 181V180H40ZM186 181V180H185ZM222 181V183H221V186H223V184H224V182ZM244 181V180H243ZM262 181V182H261ZM38 182V181H37ZM51 182V181H50ZM58 182V181H57ZM113 182V181H112ZM114 182V183H115ZM33 183H35V182H33ZM33 183H32V185H33ZM55 182L53 181V183H52V185L54 184ZM198 183V186L196 185ZM208 184V185H205V184ZM220 183V182H219ZM6 184H4L3 183V186L5 187V185ZM68 184V183H67ZM71 184V183H70ZM69 184V185H70ZM181 184H182V187H181ZM43 185V184H42ZM106 185H108L107 183H105V184H103V187L104 188H106L107 186ZM111 185V184H110ZM117 185V184H116ZM25 186V185H24ZM48 186V185H47ZM46 185H43L42 187H39V190H43L45 187H47ZM63 186H65V185H63ZM100 186V185H99ZM102 186V185H101ZM190 186V187H191ZM193 186H196L195 188H193ZM179 187H181V189L179 188ZM70 188V187H69ZM117 189H118V186L116 187ZM179 188V189H178ZM30 190V189H29ZM50 190V189H49ZM52 190V189H51ZM166 190V189H165ZM188 190V191H187ZM207 190V189H206ZM244 189H241V191H243ZM1 191V190H0ZM4 191H5V189H4ZM3 191V192H4ZM27 191V190H26ZM85 191V192H86ZM226 191H228V190H226ZM245 191V190H244ZM84 192V193H85ZM254 192V191H253ZM126 193V192H125ZM235 193L233 194L235 197H236V199H237V201L238 200H240L242 197H240V195H235ZM242 193V192H241ZM248 192H246V194H247ZM2 194V193H1ZM0 194V195H1ZM4 194L5 193H3V195H1L2 197H4ZM18 195H19V193H17ZM48 194V193H47ZM109 192L107 193H103L102 195H101V197L99 196V198L96 200V203H94L91 199V201H88L87 200V198H86V200L83 202V204L84 203H86V205L88 206V205H90L92 208H97V206H96V204L97 203H101V204H103L104 202H106L107 203V205L106 206H110V208H113V207H116V206H119L118 205V200H121V198H119L120 196H118V193H115V195H113V196H111V197H109ZM133 195H135L134 193H132ZM232 194V193H231ZM238 194H240V193H238ZM249 194V193H248ZM49 195V194H48ZM85 195V194H84ZM243 194H241V196H242ZM20 196V195H19ZM23 196V195H22ZM126 196V195H125ZM129 196V195H128ZM251 197H252V195H250ZM113 198V199H112ZM253 198V197H252ZM6 199V198H5ZM108 199V200H107ZM118 199V200H117ZM128 199H129V197H128ZM127 199V200H128ZM37 200V199H36ZM123 200L124 201H126V199H125V197L123 198ZM180 200V199H179ZM41 202V204L42 205H45L46 204V206L48 205L47 204V202L45 201V199H42V201H40ZM76 202V201H75ZM257 202V199L255 198V199H253V203H256ZM29 203V202H28ZM77 203V202H76ZM105 203V204H106ZM135 203V202H134ZM176 203L174 204V206H176ZM188 205H187V204ZM131 204V203H130ZM80 205H81V203H80ZM80 205H77L76 204V207L77 208H79L78 206H80ZM104 205V204H103ZM87 206H84V207H87ZM105 206V205H104ZM129 206V205H128ZM167 205H165V204H159V207H160V209H163V207H165V208H169V210H170V212H172L173 211V209H171L172 207H170V205L169 206H167ZM264 206V205H263ZM122 207V206H121ZM120 207V208H121ZM3 208V207H2ZM1 208V209H2ZM118 208V207H117ZM117 208H115V209H117ZM120 208H118V209H120ZM128 208H130V206L128 207ZM164 208V209H165ZM181 208V207H180ZM196 208H198L200 211V214H199V216L201 215V218H196V216L194 215V211H195V209ZM91 209V208H90ZM115 209H112L111 210V212H115V213H118L117 212V210H115ZM263 209V208H262ZM68 210H69V208H68ZM73 210H75V208L73 209ZM159 210V209H158ZM175 210H176V208H175ZM3 211V210H2ZM186 211V210H185ZM51 212V211H50ZM59 212V211H58ZM178 212V211H177ZM198 212V211H197ZM98 213L99 214H102L101 213V211H99L98 210ZM105 214L107 213L106 211L104 212ZM172 213H174V212H172ZM113 214V213H112ZM153 215H149L148 213H147V219H149V220H152L153 218H154V216L152 217ZM198 216V215H197ZM106 219H107V215H105L104 216ZM211 217V218H210ZM229 217V216H228ZM118 218V217H117ZM136 218V217H135ZM133 219V218H130L131 220H133V223H137V226H136V238L137 239H139V233H140V224L142 223V221L140 220V219ZM172 218V217H171ZM213 218V219H212ZM84 219V218H83ZM121 219V218H120ZM197 219V220H196ZM211 221H210V220ZM239 219V218H238ZM65 220V219H64ZM86 220V219H85ZM175 220V219H174ZM250 219H248V221H249ZM81 221H83L82 219H81ZM171 221V220H170ZM173 221V220H172ZM236 221V220H235ZM5 222V221H4ZM3 222V223H4ZM76 222V221H75ZM174 222V221H173ZM68 223V222H67ZM101 223H104V222H102V220L101 221H98V224H101ZM5 224V223H4ZM59 224V223H58ZM180 224V223H179ZM102 225V224H101ZM177 225V224H176ZM165 226V225H164ZM174 226V225H173ZM211 225H209V227H210ZM46 227V226H45ZM63 227V226H62ZM96 227V229L97 230H105L104 228H102V227H97V226H95ZM222 227V231L223 230H226L225 229V227H223V226H220L219 227V231H221L220 230V228ZM6 229V228H5ZM202 229V230H203ZM214 229H216V226L212 229V230H210L211 231V234H212V236H213V238H214V235H215V233L213 232V230ZM135 230V228H132L131 229V232L132 231H134ZM149 230V229H148ZM153 230H155V229H153ZM159 230V229H158ZM171 230H173L172 228H171ZM194 230H196V229H194ZM127 231V230H126ZM58 232V231H57ZM154 232V231H153ZM197 232V231H196ZM196 232H192L191 231V234H193V233H196ZM35 233V232H34ZM24 234V233H23ZM17 235H18V233H17ZM195 235V234H194ZM198 235V234H197ZM201 235V234H200ZM26 236V235H25ZM168 236H170V239H173L174 238V231L172 232V234L171 235H168ZM199 236V235H198ZM167 237V236H166ZM192 237H193V235H192ZM201 237V236H200ZM209 237V236H208ZM226 237V236H225ZM115 238V237H114ZM19 239V238H18ZM96 239H97V244L99 243V242H101V241H103V239H104V235H96ZM136 239V240H137ZM232 239V238H231ZM3 240V239H2ZM106 241H107V239H106ZM195 241V240H194ZM261 241V240H260ZM108 242H110V241H108ZM128 242V241H127ZM168 242V241H167ZM169 242H171V240L169 241ZM27 243V242H26ZM131 243V242H130ZM72 244H74V243H72ZM92 244V243H91ZM94 244V243H93ZM110 244V243H109ZM125 244V243H124ZM138 244V243H137ZM194 244H196V242L194 243ZM111 245V244H110ZM140 245V244H139ZM175 245V244H174ZM173 245V246H174ZM74 246V245H73ZM97 246V245H96ZM107 247H111V246H108L107 245ZM107 247H106V249H105V251L106 250H111V249H107ZM78 248V247H77ZM98 248V247H97ZM100 248H102V247H100ZM172 248V247H171ZM174 248V247H173ZM190 248H192V247H190ZM79 249V248H78ZM113 249H114V247H113ZM132 249V248H131ZM169 249H170V247H169ZM69 250V248H67L66 249V252ZM155 250V249H154ZM73 251V250H72ZM105 251H103V252H105ZM141 251H143V250H141ZM145 251V250H144ZM143 251V252H144ZM174 251V250H173ZM202 251V250H201ZM109 252H111V251H109ZM142 252V253H143ZM156 253V252H155ZM193 253V252H192ZM238 253V252H237ZM137 254H139V253H137ZM161 253H159V255H160ZM171 254H173V252L172 251H170V255ZM214 254V253H213ZM254 254V253H253ZM59 254H57L56 256H58ZM99 255V254H98ZM144 255V254H143ZM55 256V257H56ZM137 256V255H136ZM145 256V255H144ZM156 256H158V255H156ZM172 256V255H171ZM88 257V256H87ZM147 257V256H146ZM41 258V257H40ZM47 258V257H46ZM45 258V259H46ZM142 258V257H141ZM160 258H161V255H160ZM207 258H209V257H207ZM70 259V258H69ZM137 259H138V256H137ZM143 259V258H142ZM56 260V259H55ZM139 260V259H138ZM141 260V259H140ZM211 260H213V259H211ZM215 260V259H214ZM213 260V261H214ZM147 261V260H146ZM146 261H143V262H146ZM174 261V260H173ZM218 261V260H217ZM20 263V262H19ZM204 263V262H203ZM209 263V262H208ZM145 264H147V263H145ZM178 264H180V263H178ZM205 264V263H204ZM210 264H213V263H210ZM214 264H216V263H214Z\"/></svg>","mask_w":264,"mask_h":264}]
</instances>
